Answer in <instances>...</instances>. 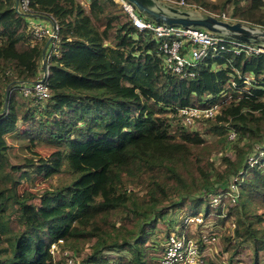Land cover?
I'll return each instance as SVG.
<instances>
[{
  "label": "trees",
  "instance_id": "trees-1",
  "mask_svg": "<svg viewBox=\"0 0 264 264\" xmlns=\"http://www.w3.org/2000/svg\"><path fill=\"white\" fill-rule=\"evenodd\" d=\"M88 1L89 11L79 0H30L24 12L16 0H0V264H154L143 237L164 210L184 206L183 198L190 203L181 224L188 214L230 220L235 250L253 239L247 264H263L264 230L254 223L264 220V79L244 87L247 75L264 77V53L211 54L186 78L166 66L162 40L140 31L116 0ZM184 1L176 6L195 8ZM216 6L204 1L197 9L223 18ZM262 7L263 0L246 1L236 21L264 27ZM32 17L58 26L46 59V99L22 91L21 83L44 73L48 40L34 37ZM214 104L213 117L196 121L228 131L223 144L236 140L220 165L196 151L205 137L178 113ZM20 121L29 143L53 147L48 156L28 148L11 161L7 136L20 133ZM63 171L70 179L40 195L19 192L32 173L48 178ZM210 195H221L220 203ZM59 239L60 247L88 245L82 260L69 252L76 258L69 263L62 250L55 259L51 245ZM218 255L201 264H237L236 255L222 262Z\"/></svg>",
  "mask_w": 264,
  "mask_h": 264
},
{
  "label": "built area",
  "instance_id": "built-area-1",
  "mask_svg": "<svg viewBox=\"0 0 264 264\" xmlns=\"http://www.w3.org/2000/svg\"><path fill=\"white\" fill-rule=\"evenodd\" d=\"M126 12L130 15L134 25L140 31H149L162 40L160 50L165 55L166 66L173 72L181 74L186 78H194L197 74L196 68L201 61L209 55H219V53L231 51L234 54L246 52L264 53V49L253 44H249L240 40L227 38L220 35L209 33L202 28H186L183 26H168L160 24L144 17L138 12L135 5L128 0H116ZM179 4H186L181 1ZM19 9L24 12L31 11L30 0H19ZM224 19H228L223 15ZM35 27V28H34ZM33 34L37 40H42L45 37H53L52 45L58 39V26L46 28L39 25L33 26ZM47 58L52 52H47ZM41 79V78H40ZM22 91L26 96H35L37 99H46L50 95V90L45 81L36 83H21ZM218 110V105L214 104L206 108L198 107H183L178 109L179 115L183 116L187 123H193L196 119L213 117ZM232 133L230 138H234ZM252 159V158H251ZM255 161V160H254ZM253 161V162H254ZM236 189L235 186H233ZM210 199L214 204H219L221 195H210ZM207 220L202 215L188 214L183 221V228L196 225L199 229V239H193V236L185 234L172 233L168 236L166 249L161 258V264H201L204 258L208 256L206 247L209 243H214L207 234L205 229L200 230L206 225ZM214 239V237H213ZM63 239L52 243L51 252L55 254L60 252V244ZM69 263H75L76 258L67 250L64 251ZM109 264H120L117 260H112Z\"/></svg>",
  "mask_w": 264,
  "mask_h": 264
},
{
  "label": "rangeland",
  "instance_id": "rangeland-1",
  "mask_svg": "<svg viewBox=\"0 0 264 264\" xmlns=\"http://www.w3.org/2000/svg\"><path fill=\"white\" fill-rule=\"evenodd\" d=\"M81 1L87 11L90 10V2L88 0H79ZM162 3H172L174 6L176 5H184V4H179L177 0H159ZM187 3L192 4L193 7L197 8L199 4H201L204 1L213 3L216 6L214 9L215 13H222L225 14L228 18V20L236 21L237 17L240 16L239 13V7L242 5H245L246 1L248 0H187ZM264 1V0H263ZM186 6V5H185ZM180 8V7H179ZM188 8V6H187ZM258 14H263L264 13V7L262 9L257 10ZM50 37H45L41 41L44 40H49ZM55 45V44H54ZM52 46V44H51ZM52 52V49L51 51ZM260 78L255 79L250 77L249 75L246 76V81H248L244 87V89H249L252 87V85H256L255 81H260L261 79H264L263 75L259 76ZM262 85H264V82H262ZM203 123H200L198 121H194L192 125L193 128H197L202 131L203 136L205 137V144L202 146H199L196 148V151L203 154V156L206 159H213L217 165H220L222 163V160L225 155L227 154H233V148L236 140L231 142L228 141L223 144L221 143V140L223 138H226L227 136L229 137V132H222V133H217L214 131H209L206 130L205 128L203 129ZM20 125V133L18 135H8L7 139L10 145L9 148V153L11 156V161L13 163H18V160L16 159V156H25L28 154V148L38 152L39 154L43 156H48L52 151L53 147H51L47 143H37V145H32V143L28 141V139L24 138V128L26 124L23 121L19 122ZM233 147V148H232ZM263 152L260 153L262 155ZM37 158V156H36ZM21 163V162H20ZM29 168H25L27 170ZM30 170V169H29ZM31 171V170H30ZM71 177L70 172L63 171L61 173L55 174L51 177H44L43 175L32 173V178L31 179H26L24 178L19 186V192H30L32 195H40L45 189L52 187L53 185H57L60 181L62 182H67ZM141 189V188H140ZM36 199V198H35ZM208 200H210V196H208ZM180 201H182L183 205H188L190 203V199L188 198H183ZM37 202V201H35ZM185 205L176 207V208H171L168 211L164 210L165 214L164 216H159L157 217L156 223L153 226V228H150L149 231L147 232V236L143 238H148L147 242L145 243V250L148 258L152 259L154 261V264H157V256L161 252V246L164 242V240L167 238L168 234L172 235V233L179 234L180 236H183L185 234H189L193 236V239H199V229L196 228V225H191L190 227L188 226L187 228H183L181 222H179L180 217L183 215L185 212ZM182 207V208H181ZM261 211H264V209L259 210V213ZM207 224L204 225L200 230L206 229L208 237L214 242V243H209L208 246L206 247V253L210 256L213 253H218V259L222 262L225 261L226 259H229L230 255L231 257L235 256L233 261L237 264H247L252 262L253 260V244L252 240H246L245 242H242L241 246L237 250H235V247H233V222L228 220L225 221L223 224L218 223L216 224V221L213 220V218L207 219ZM179 222V225L174 229V225ZM206 226V227H205ZM254 226L257 229H262L264 230V220L259 223H254ZM174 229V230H173ZM174 232H173V231ZM214 237V239H213ZM89 246L86 245L84 247V251ZM65 249H68V252H73L74 254L78 255L80 257V260H82V257L84 255V251L77 248V247H63L61 245L60 251H65ZM212 252V253H211ZM223 252V253H221ZM55 256V259L60 256V252H56L53 254ZM65 255V254H64ZM62 255V257H64ZM224 255V256H223ZM224 258V260L222 259ZM261 259L264 264V254L261 255Z\"/></svg>",
  "mask_w": 264,
  "mask_h": 264
},
{
  "label": "water",
  "instance_id": "water-1",
  "mask_svg": "<svg viewBox=\"0 0 264 264\" xmlns=\"http://www.w3.org/2000/svg\"><path fill=\"white\" fill-rule=\"evenodd\" d=\"M133 3L144 17L154 22L168 26H183L186 28H202L209 33L240 40L249 44L257 45L264 49V27L246 21H231L203 9L189 8L182 9L177 6L162 3L159 0H128ZM19 9V0H16ZM20 10V9H19ZM51 22V21H50ZM52 23V22H51ZM53 24V23H52ZM53 26H55L53 24ZM53 41L51 36L45 45L43 59V77L31 83L45 81L48 74L47 47ZM10 87L8 88V90ZM9 98L6 99L5 111L8 107ZM1 116V114H0Z\"/></svg>",
  "mask_w": 264,
  "mask_h": 264
},
{
  "label": "crops",
  "instance_id": "crops-1",
  "mask_svg": "<svg viewBox=\"0 0 264 264\" xmlns=\"http://www.w3.org/2000/svg\"><path fill=\"white\" fill-rule=\"evenodd\" d=\"M31 25L32 27L35 25H39V26H42V27H46V28H52L54 27L53 24L48 21V20H45V19H42V18H35V17H32L31 18ZM35 28V27H34ZM33 30V28H32ZM52 43V42H51ZM50 47H51V44L47 47V52L50 50Z\"/></svg>",
  "mask_w": 264,
  "mask_h": 264
}]
</instances>
